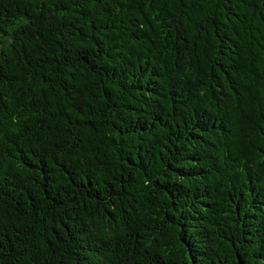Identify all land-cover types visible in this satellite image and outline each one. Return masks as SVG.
Segmentation results:
<instances>
[{
    "label": "trees",
    "instance_id": "1",
    "mask_svg": "<svg viewBox=\"0 0 264 264\" xmlns=\"http://www.w3.org/2000/svg\"><path fill=\"white\" fill-rule=\"evenodd\" d=\"M0 264H264V0H0Z\"/></svg>",
    "mask_w": 264,
    "mask_h": 264
}]
</instances>
